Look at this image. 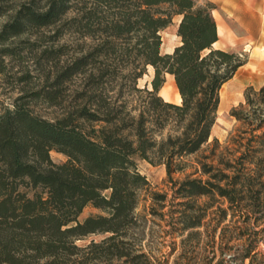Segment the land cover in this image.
<instances>
[{"label":"trees","instance_id":"obj_1","mask_svg":"<svg viewBox=\"0 0 264 264\" xmlns=\"http://www.w3.org/2000/svg\"><path fill=\"white\" fill-rule=\"evenodd\" d=\"M213 8L196 0L17 2L0 41L42 29L57 42L43 57L69 56L46 88L0 107V264H169L142 243L144 229L134 230L148 184L137 157L163 164L172 182V264H264V83L247 86L231 108L239 128L209 140L220 89L248 59L213 47ZM176 14L180 43L161 52V31ZM147 65L150 88L137 82ZM166 73L179 103L159 95ZM71 79V109L52 119L33 111L31 99L57 104ZM53 149L66 160L53 161ZM89 204L104 213L80 220ZM93 233L106 236L77 244Z\"/></svg>","mask_w":264,"mask_h":264},{"label":"rangeland","instance_id":"obj_2","mask_svg":"<svg viewBox=\"0 0 264 264\" xmlns=\"http://www.w3.org/2000/svg\"><path fill=\"white\" fill-rule=\"evenodd\" d=\"M18 1H0V29L11 18ZM47 36L48 32L42 29H33L0 41V107H11L19 96H24L23 101L27 102L28 99L32 98L29 96L31 92L44 89L52 82L53 70L57 69L64 59L68 58L69 54L61 55L59 60L57 58L47 60L43 57L45 48L53 50L57 47V42L50 40ZM161 36L163 37L161 52H163L167 48V44L174 40L173 22L161 31ZM4 49L8 50L4 51ZM235 51H242L248 57L247 51L242 49ZM259 73V71L254 72L241 67L222 86V91L226 93V96L224 99H220L217 117L212 126L209 140L217 137L220 142H223L230 133L239 128L240 123L230 114V110L244 101V90L251 81L255 82L253 77ZM153 74V67L147 65L144 74L137 80L138 86L148 85L151 87L150 82ZM77 87L76 79L65 81L59 86L57 104L50 105L42 99H31L29 104L36 114L43 117L52 119L62 116L65 111L71 109ZM253 87L258 88L256 85ZM50 156L55 162L66 160L63 153L54 149L50 151ZM136 161L138 170L145 175L148 184L139 191L138 202L134 210L139 219L134 230L144 229L146 236L142 243L151 248L156 257L169 258V264H172L174 254H169V251L173 239H178L174 238L172 233H166L171 232V225L165 221H170V210L177 208L174 205L177 199H174L173 196L172 182L169 180L163 164H151L138 157ZM193 169V167L187 168L185 173H174L173 176L174 178H182ZM193 176H198V173L193 174ZM156 194H166V199L164 201L159 200L156 198ZM100 213L104 212L89 204L84 207L79 219L82 220L88 215ZM105 236L104 233H93L78 239L77 244L84 245L91 240L98 242ZM259 248L264 253V244H261ZM117 262L113 261L110 264H117ZM95 264H109V262L98 261Z\"/></svg>","mask_w":264,"mask_h":264},{"label":"crops","instance_id":"obj_3","mask_svg":"<svg viewBox=\"0 0 264 264\" xmlns=\"http://www.w3.org/2000/svg\"><path fill=\"white\" fill-rule=\"evenodd\" d=\"M196 1L199 4L205 2L214 4L212 15L216 22L218 38L213 43V47L232 51L237 49L247 51V62L239 68L245 67L254 72L259 71L260 73L253 77L255 82L251 81L249 83L251 86L256 85L259 88L264 83V0ZM180 19V14L173 17L174 40L167 44V48L163 52H171L180 43V37L176 34ZM162 47L163 42L161 51ZM173 80V75L170 73L165 74V82L159 89V95L167 101L177 102V97L172 89L165 88L166 84L171 83ZM221 91L222 87L220 93Z\"/></svg>","mask_w":264,"mask_h":264},{"label":"bare ground","instance_id":"obj_4","mask_svg":"<svg viewBox=\"0 0 264 264\" xmlns=\"http://www.w3.org/2000/svg\"><path fill=\"white\" fill-rule=\"evenodd\" d=\"M165 88L172 89V91L174 92L175 96L179 100L177 103H179L180 100H181V96H180L179 91H178V89L176 87L175 81L173 80L171 83H167L166 86H165ZM225 96H226V93H224V91H221V93H220V99L221 100L224 99Z\"/></svg>","mask_w":264,"mask_h":264}]
</instances>
